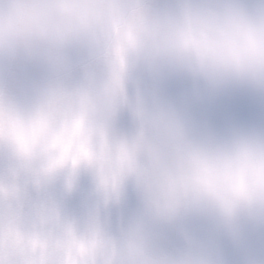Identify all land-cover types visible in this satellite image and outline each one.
I'll return each mask as SVG.
<instances>
[{"label":"clouds","instance_id":"obj_1","mask_svg":"<svg viewBox=\"0 0 264 264\" xmlns=\"http://www.w3.org/2000/svg\"><path fill=\"white\" fill-rule=\"evenodd\" d=\"M0 264H264V0H0Z\"/></svg>","mask_w":264,"mask_h":264}]
</instances>
